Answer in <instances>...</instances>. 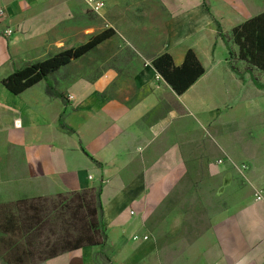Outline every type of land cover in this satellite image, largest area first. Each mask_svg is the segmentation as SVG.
<instances>
[{
    "label": "crops",
    "instance_id": "obj_1",
    "mask_svg": "<svg viewBox=\"0 0 264 264\" xmlns=\"http://www.w3.org/2000/svg\"><path fill=\"white\" fill-rule=\"evenodd\" d=\"M104 1L99 15L115 10L114 33L129 13L123 32L135 40L138 52L130 62L132 100L108 98L100 81L71 77L64 68L48 79L67 103L47 95L43 79L11 93L1 80L24 64L69 48L73 33L79 34L74 19L86 5L83 0H0V203L98 185L103 251L111 264H264V88L253 82L264 84V72L230 60L215 22L223 30V11L241 12L249 2ZM8 27L12 33L5 34ZM131 31H141L142 39L131 40ZM229 45L236 53L238 46L230 40ZM188 48L204 72L178 94L151 61L168 52L180 65ZM60 117L72 131L59 125ZM218 131L227 132L222 134L231 148L220 146ZM210 138L223 155L213 156L204 146ZM192 160L211 171L228 165L238 174L236 167L246 164L241 174L246 190L231 194V206L216 214L213 226L195 230L194 237L187 236L193 226L182 215L177 223L164 224L169 234L179 235L163 241L152 220L176 185H191L173 174ZM99 250V245L84 246L39 264H105L95 256Z\"/></svg>",
    "mask_w": 264,
    "mask_h": 264
},
{
    "label": "rangeland",
    "instance_id": "obj_2",
    "mask_svg": "<svg viewBox=\"0 0 264 264\" xmlns=\"http://www.w3.org/2000/svg\"><path fill=\"white\" fill-rule=\"evenodd\" d=\"M246 1L249 3L242 5L241 12L236 10V15H234L235 12L223 11L220 20L226 36H230L232 21L239 20L238 23H241L245 19V15L258 14L264 10V0ZM139 9L141 8L139 7ZM114 11L113 8L107 10L106 14H103V11L101 15L104 16H101L88 11L86 7L80 10L72 26L73 29L77 28L79 34L73 33L71 43H67L66 46H77L84 43L92 34L94 35L106 27L111 28ZM128 19L129 13L124 12L122 20L115 25L116 32L112 37L107 38L79 59L71 60L62 68L69 71L71 77H86L92 81H100L101 93L108 98H121L125 95L132 100L131 93L133 91L130 78L134 71L130 62L138 55L135 40L132 39L136 38V41L142 39L138 35L142 32L136 34L131 31L132 41H130L124 33L129 28ZM234 116H239V114L236 112ZM222 133L227 132L223 131ZM222 133L221 131L215 133L220 146L231 148L232 142H229L228 137ZM204 146H209L213 156L223 155L217 142L211 138L210 142L205 143ZM215 164L217 163L215 162ZM173 176L177 177L180 182L186 178L191 185H176L177 190L174 195L172 194L164 200L160 205L162 208L153 218L152 223L154 226L157 225L158 234L163 241L169 240V236L179 235V233L169 234L168 231H165L164 224L173 225L182 215V219L188 222L189 226H193L187 236L194 237L198 234L195 230H204L213 226L216 214L231 206L228 203L231 194L240 195L246 190L243 176L228 165L211 171L193 160L190 163L185 161ZM232 184L236 186L235 191L231 189ZM98 187L96 185L89 189L73 192L63 191L45 196L43 200L38 201L37 210L29 212L12 205L14 201L1 202L0 254L8 256L12 260L20 254L23 263L33 264L35 262L39 264L43 262L40 261V257L48 255L52 248L62 243L63 238L78 233V228H80L78 226L81 222L78 218L83 217L87 221L90 220L87 212L84 211L86 209V207L84 209V204L88 201L91 203L90 205L96 206ZM96 220L98 221L97 226H99L101 222L99 209ZM24 251H28V255H25Z\"/></svg>",
    "mask_w": 264,
    "mask_h": 264
},
{
    "label": "trees",
    "instance_id": "obj_3",
    "mask_svg": "<svg viewBox=\"0 0 264 264\" xmlns=\"http://www.w3.org/2000/svg\"><path fill=\"white\" fill-rule=\"evenodd\" d=\"M206 4V3H205ZM208 9V5H206ZM217 26V36L223 39L225 48L228 51L230 60L233 58L239 59L247 63L248 67H255L256 69L264 72V10L258 14L251 15L243 22L236 24L230 31V36L223 34L220 23L215 20ZM114 35V30L110 27H106L102 31L92 34L88 40L77 46H72L64 50H59L52 56L42 59L30 64H24L23 66L15 69L13 73H9L1 81L2 84L13 94H18L24 89L29 88L39 80L43 79L46 82L45 93L49 96H57L67 103L66 97L63 93L53 85L48 79V76L58 69L66 66L71 60L79 59L86 54L92 48L94 49L98 44L102 43L107 38ZM229 40L238 46L236 53L232 52L229 45ZM172 55L168 52L157 54L153 57L151 64L162 79L168 83L173 90L181 94L188 87H190L196 79L204 72V67L201 65L200 60L195 53L188 48L185 52L183 62L180 65H174ZM229 67L232 71L238 74L240 78L242 75L238 73L237 69L233 66L232 61H229ZM253 82L260 89L264 88V84L257 83V80L253 78ZM60 126L64 127L67 131L72 129L65 125L60 117ZM101 187L96 190L97 203L96 206L90 205V202L84 204V211L90 217V220L78 218L81 222L78 227V233L71 237L63 238L61 244L55 246L45 257H40V261H44L52 256H57L67 251H74L83 246H100V250L95 256L99 258L102 263L111 264L106 254L104 253V243L106 239V233L101 225L97 226L96 214L97 210L101 208V202L99 200V193ZM44 197H32L21 198L15 200L12 205L18 209L25 211L37 210L38 201L43 200ZM37 202V203H36ZM28 255V251L23 252ZM0 264H31L23 263L22 257L18 254L13 260L5 255L0 254ZM35 264V262L33 263Z\"/></svg>",
    "mask_w": 264,
    "mask_h": 264
},
{
    "label": "built area",
    "instance_id": "obj_4",
    "mask_svg": "<svg viewBox=\"0 0 264 264\" xmlns=\"http://www.w3.org/2000/svg\"><path fill=\"white\" fill-rule=\"evenodd\" d=\"M88 11L94 13L95 15H99L101 13V11H103L104 7H105V1L104 0H83ZM2 14V10L0 9V15ZM4 33L5 34H10L12 33V29L11 28H6L4 30ZM223 159H218L216 162L221 164L223 163ZM239 172L242 174L244 173V171L247 169V165L246 164H241L239 166L236 167ZM89 178H91L89 175H88ZM261 194H257L255 195L256 196V199H260V196ZM135 239H136V235L133 236ZM147 235H144L143 236V239H147Z\"/></svg>",
    "mask_w": 264,
    "mask_h": 264
}]
</instances>
